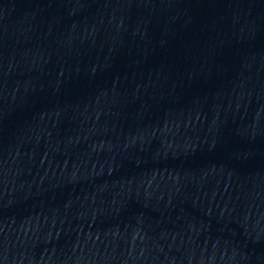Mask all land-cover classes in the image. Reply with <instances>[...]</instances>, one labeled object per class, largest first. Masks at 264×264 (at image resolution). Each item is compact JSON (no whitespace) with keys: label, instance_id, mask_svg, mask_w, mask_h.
<instances>
[{"label":"water","instance_id":"obj_1","mask_svg":"<svg viewBox=\"0 0 264 264\" xmlns=\"http://www.w3.org/2000/svg\"><path fill=\"white\" fill-rule=\"evenodd\" d=\"M0 264H264V0H0Z\"/></svg>","mask_w":264,"mask_h":264}]
</instances>
